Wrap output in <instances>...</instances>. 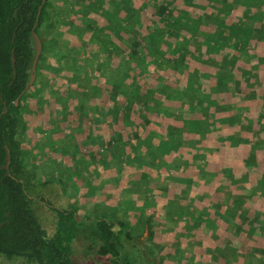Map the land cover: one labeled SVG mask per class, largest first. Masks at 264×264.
Listing matches in <instances>:
<instances>
[{
    "label": "trees",
    "instance_id": "1",
    "mask_svg": "<svg viewBox=\"0 0 264 264\" xmlns=\"http://www.w3.org/2000/svg\"><path fill=\"white\" fill-rule=\"evenodd\" d=\"M28 127L50 137L34 162ZM82 148L98 173L128 170L125 212L95 185L103 208L50 206L48 234L33 205L47 160ZM156 232L178 237L188 264H264V0H0V257L77 264L84 239L83 264H161L173 254L149 244ZM139 238L135 261L123 248Z\"/></svg>",
    "mask_w": 264,
    "mask_h": 264
},
{
    "label": "rangeland",
    "instance_id": "2",
    "mask_svg": "<svg viewBox=\"0 0 264 264\" xmlns=\"http://www.w3.org/2000/svg\"><path fill=\"white\" fill-rule=\"evenodd\" d=\"M46 91V90H45ZM26 134V139L28 137L29 140L33 141L35 140L36 142L40 141V145L34 146L36 147V149L32 146L28 147V153H30V156L33 158L32 162H34L36 160V156L35 153H37L39 155V152H49L50 148H49V144L50 142H47L48 136L44 135L43 130H38V132L36 131H32V129L30 127H28V129L25 131ZM77 135V143H79V145H81L82 141L86 142L85 140V136H83L82 138L80 137L79 134L73 133V136L75 138V136ZM85 137V138H84ZM52 138V137H51ZM58 138V137H56ZM55 138V139H56ZM49 143V144H47ZM32 145V144H31ZM42 145V147H41ZM40 147V148H39ZM72 149V147H68V149ZM96 148H98L100 150V152H104V150L100 149V147H98V144L95 143V150ZM104 148V147H103ZM31 149V150H30ZM49 149V150H48ZM63 151H65L67 149V146H63ZM83 149V148H82ZM73 150V149H72ZM79 150V148H78ZM77 152V151H76ZM96 151H94L91 156H97V154L95 153ZM57 153V152H56ZM59 156H61V159L58 157L56 160H51L48 159L47 160V166H45V171L46 173L43 174L44 177L47 180V178H50L48 181V185H46L45 188H43V194L45 196V200H41L37 197L33 198V205L34 208L36 210V213L42 223V225L46 228L48 234H51L52 231L54 230V226H55V220H56V216L54 211L50 208V206H56V207H75L77 212L79 214H82L84 211L85 213L83 215H80L81 218H84V215H86L87 213H93L97 212L100 210V206L99 204H97V202H93L91 201L93 198V191L94 188L96 187H100L102 188L104 191H102V195H104L105 198H109V199H114L113 201H116L117 205L114 207L118 208L120 206H122L123 204V210L126 208L124 206V203L120 204L121 202V197L122 194L125 192L124 189L125 187V183L123 181H121V179H125L127 178L126 175H129L128 170L123 169L122 170V177L118 178L119 175H117L118 173L116 171H114V168L111 167H107L106 165L104 166V172L103 173H98V170L95 169L94 167V163H92L89 159L90 156H87L85 149H83V155L81 156L79 152L76 153L75 157L77 156V160L74 161L72 158H67L64 154L62 153H57ZM39 157H37L38 159ZM76 159V158H75ZM60 163V164H59ZM77 167V168H76ZM62 168L65 170L67 175H64V177H59L60 172H62ZM95 170V171H94ZM102 171V169H101ZM76 174L78 175L76 178ZM70 173V176H69ZM98 173V175L96 174ZM98 176H100L101 178L99 179ZM59 178H62L63 180H67L69 179L67 182H63L62 183L58 181ZM84 178V182L82 181ZM118 179L120 181H118ZM57 182H55V181ZM77 185V190H75V187H73L74 185ZM98 185V186H95ZM95 186V187H94ZM109 189V194L106 195V191ZM115 191V192H114ZM72 192L75 194V197L72 196ZM118 198V199H117ZM87 200V201H84ZM101 208H103L101 206ZM151 207L147 208L144 212L145 216H149L152 215V211L150 210ZM125 212V210H124ZM129 216H133L134 218L136 216H138V213L136 212L132 214L131 211L127 210V213ZM155 215H157L158 217L161 216L160 211L155 212ZM154 216V215H152ZM134 220H137L136 218ZM133 219L132 221H130V226H133V230L130 232L129 235L133 236V237H137V229L139 227H137L136 224H138V222H135ZM139 220V218H138ZM87 222H89L87 220ZM139 225V224H138ZM159 232V231H158ZM156 232L153 240L151 242H149V244L155 242L158 244L163 245L165 248V250L162 252L163 255H166V253H171L173 254V258L171 257H167L163 263L161 264H174L175 262H177L178 264H188V261L185 260L188 258V256H185L184 251L188 250L186 247L182 246V249L179 248V245L175 242H179V238L175 236H172L171 233L169 235H167L168 240H165L164 236H161V233ZM147 229L144 228L143 230V235L146 237L147 235ZM161 236V237H160ZM143 237V236H142ZM144 240V238H143ZM138 242H140L143 248H139L137 246H135L134 244L130 245L129 247H125V249L123 248L124 254L127 258L129 259H134L136 260H141L143 258V255H145L146 249L144 248V243H142V239H135V243L139 244ZM180 244L183 245L182 241L179 242ZM76 244L78 245V250L77 252H74V258L76 259L77 264H83V261L80 257L81 252L83 251L84 247L87 246L86 241L84 239H78L76 240ZM176 244V245H174ZM234 244H236V242H234ZM76 245V246H77ZM191 253H194L196 251V253H201L202 252V248H198V249H190ZM204 250V249H203ZM79 252V254H77ZM161 253V254H162ZM153 259H158L159 260V256L158 255H153ZM191 258V256H190ZM206 258V256L204 257ZM172 259V260H170ZM173 261V262H172ZM157 260H153V263L151 264H157L156 263ZM0 264H28L24 259H17L14 260L12 263L8 262L5 258L0 257Z\"/></svg>",
    "mask_w": 264,
    "mask_h": 264
},
{
    "label": "water",
    "instance_id": "3",
    "mask_svg": "<svg viewBox=\"0 0 264 264\" xmlns=\"http://www.w3.org/2000/svg\"><path fill=\"white\" fill-rule=\"evenodd\" d=\"M44 2V0H42V3ZM42 4L39 5L38 7V12L39 13L40 9H41ZM36 23V21H35ZM34 27L35 24L31 30V34L32 37L34 39V54H33V58H32V62H31V67H30V73H29V79L25 85V88H28L29 85L32 84V82L35 79L36 76V63L41 51V40L39 38V36L37 35V33L34 31ZM11 62H12V66H14V56L13 53H11ZM15 103H17V101H15ZM4 149H5V156H4V160L5 162L1 165L2 168L8 169V164H9V160H10V151L9 148L7 147L6 144H4ZM8 173V172H7Z\"/></svg>",
    "mask_w": 264,
    "mask_h": 264
}]
</instances>
